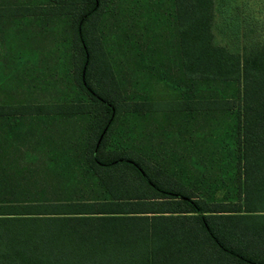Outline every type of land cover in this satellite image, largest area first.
Here are the masks:
<instances>
[{
	"label": "trees",
	"instance_id": "trees-1",
	"mask_svg": "<svg viewBox=\"0 0 264 264\" xmlns=\"http://www.w3.org/2000/svg\"><path fill=\"white\" fill-rule=\"evenodd\" d=\"M216 8L0 0V264H264V27Z\"/></svg>",
	"mask_w": 264,
	"mask_h": 264
},
{
	"label": "rangeland",
	"instance_id": "rangeland-1",
	"mask_svg": "<svg viewBox=\"0 0 264 264\" xmlns=\"http://www.w3.org/2000/svg\"><path fill=\"white\" fill-rule=\"evenodd\" d=\"M227 1V10H222V1L217 0L214 40L217 43L233 46V41L240 42V32L231 30L228 26V21L231 17L238 13L244 15L250 22L257 26L264 27V0H225ZM256 22V23H255ZM237 32V33H236ZM237 36L235 37V35ZM24 37V36H23ZM12 28L5 32V46L14 54L16 64L20 65L24 62L36 63L40 51L27 43L26 38H23ZM235 38V39H234ZM234 41L235 44H237ZM12 74L4 69V62L0 60V83L9 85L12 83Z\"/></svg>",
	"mask_w": 264,
	"mask_h": 264
},
{
	"label": "crops",
	"instance_id": "crops-1",
	"mask_svg": "<svg viewBox=\"0 0 264 264\" xmlns=\"http://www.w3.org/2000/svg\"><path fill=\"white\" fill-rule=\"evenodd\" d=\"M38 50V49H37ZM38 60V59H37ZM37 62V61H36ZM32 63V62H31ZM33 64H35V63H33Z\"/></svg>",
	"mask_w": 264,
	"mask_h": 264
}]
</instances>
